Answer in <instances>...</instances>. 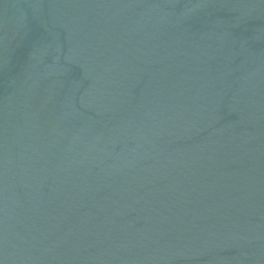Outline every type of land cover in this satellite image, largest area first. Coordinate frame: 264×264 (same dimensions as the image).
<instances>
[{
  "label": "water",
  "instance_id": "95a60500",
  "mask_svg": "<svg viewBox=\"0 0 264 264\" xmlns=\"http://www.w3.org/2000/svg\"><path fill=\"white\" fill-rule=\"evenodd\" d=\"M0 264H264V0H0Z\"/></svg>",
  "mask_w": 264,
  "mask_h": 264
}]
</instances>
